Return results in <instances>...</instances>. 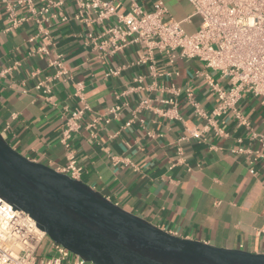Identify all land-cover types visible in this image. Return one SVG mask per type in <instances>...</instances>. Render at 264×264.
I'll return each mask as SVG.
<instances>
[{"label":"crops","instance_id":"obj_1","mask_svg":"<svg viewBox=\"0 0 264 264\" xmlns=\"http://www.w3.org/2000/svg\"><path fill=\"white\" fill-rule=\"evenodd\" d=\"M50 1L60 4L43 13ZM106 1L126 14L131 0ZM135 1L150 8V0ZM157 1L186 33L197 29L199 18L188 0ZM12 2L0 0V133L5 141L27 159L59 171L66 162L61 132L68 112L80 105L74 92L81 84L88 110L69 140L80 168L77 180L171 235L264 254L261 99L247 95L238 103L248 128L225 115L218 120L223 134L210 129L203 140L192 139L189 132L202 130L206 121L188 104L185 90L206 112L216 102L196 74L201 62L179 57L170 62L155 54L151 71L150 62L139 63L143 50L137 46L113 54L94 48L88 34L102 33L111 21L76 18L67 0H28L14 8L23 21L8 29ZM57 54L65 75L56 76L58 69L50 65ZM210 74L227 86L217 73ZM39 82L49 86V94L35 88ZM112 107L120 108L118 115L106 122L101 117Z\"/></svg>","mask_w":264,"mask_h":264},{"label":"built area","instance_id":"obj_2","mask_svg":"<svg viewBox=\"0 0 264 264\" xmlns=\"http://www.w3.org/2000/svg\"><path fill=\"white\" fill-rule=\"evenodd\" d=\"M67 1L74 4L76 18L96 23L111 21L102 33L96 36L88 34L94 48L113 54L129 46H137L143 50L139 63L150 62L151 71L155 54L165 55L170 62L179 57L203 64V69L196 74L205 81L216 102L212 110L206 112L195 102L191 90H185L188 104L197 116L206 121L202 130L189 132L192 139L203 140V133L210 129L216 134H223L218 120L225 115H231L238 125L248 128V121L238 109V103L244 96L258 97L264 104V0H188L193 15L199 18V25L192 33H186L181 22L171 18L157 0H150L149 9H143L131 0L126 14H118L116 7L106 0ZM24 2L28 0H13L7 4L8 29L19 26L23 21L14 15V8ZM59 4L50 1L41 11L46 13L50 6ZM43 39L48 43L46 34ZM40 51L46 52L44 48ZM50 65L58 69L56 76L67 73L58 54ZM210 72L217 73L219 80L225 81L227 86L217 83ZM35 88L45 94L50 93L49 86L44 82L37 83ZM82 90L81 84L75 86L74 95L80 105L68 112L60 136L66 150V162L58 172L76 180L80 168L70 150L69 140L79 130L81 119L88 110ZM119 109L109 108L101 118L107 122L108 118L118 115ZM173 116L179 119L175 112ZM101 118L93 119L90 126ZM45 239L44 232L28 214L14 210L0 198V264H92L51 241L46 250L50 257L37 260L35 253Z\"/></svg>","mask_w":264,"mask_h":264},{"label":"water","instance_id":"obj_3","mask_svg":"<svg viewBox=\"0 0 264 264\" xmlns=\"http://www.w3.org/2000/svg\"><path fill=\"white\" fill-rule=\"evenodd\" d=\"M0 198L53 243L92 264H264V254L182 239L114 205L86 184L31 161L0 133Z\"/></svg>","mask_w":264,"mask_h":264},{"label":"rangeland","instance_id":"obj_4","mask_svg":"<svg viewBox=\"0 0 264 264\" xmlns=\"http://www.w3.org/2000/svg\"><path fill=\"white\" fill-rule=\"evenodd\" d=\"M50 240L46 237V239L42 242V244L39 246V248L37 249L35 256L37 258V260L43 258V259H48L50 257V255H48L47 253V247L49 245ZM63 264H67L66 262H64Z\"/></svg>","mask_w":264,"mask_h":264}]
</instances>
